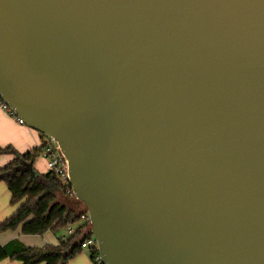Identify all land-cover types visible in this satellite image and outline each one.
<instances>
[{"label":"water","instance_id":"water-1","mask_svg":"<svg viewBox=\"0 0 264 264\" xmlns=\"http://www.w3.org/2000/svg\"><path fill=\"white\" fill-rule=\"evenodd\" d=\"M0 97L106 264H264V0H0Z\"/></svg>","mask_w":264,"mask_h":264},{"label":"trees","instance_id":"trees-1","mask_svg":"<svg viewBox=\"0 0 264 264\" xmlns=\"http://www.w3.org/2000/svg\"><path fill=\"white\" fill-rule=\"evenodd\" d=\"M42 134V133H41ZM46 137V135L42 134ZM43 146V144H42ZM18 153L12 146L0 147V154L16 155L0 168V181H4L11 193V203H19L16 211L0 223V233L16 230L26 235H42L46 231H57L62 227H73L84 214L74 216L68 212L60 198L66 195L64 185L54 172H38L33 164L41 148ZM86 224H80L74 233L61 239L58 245L44 247L24 246L13 240L0 246V261L12 259L21 264H68L82 252V243L90 237L83 232Z\"/></svg>","mask_w":264,"mask_h":264},{"label":"crops","instance_id":"crops-1","mask_svg":"<svg viewBox=\"0 0 264 264\" xmlns=\"http://www.w3.org/2000/svg\"><path fill=\"white\" fill-rule=\"evenodd\" d=\"M44 140L45 137L42 136L41 132L28 127L26 124H21L14 116L10 115L0 106V147L12 146L16 152L21 154L42 146ZM13 158V154H0V168L8 164ZM33 166L40 173L48 171L47 161L43 156L39 155L36 157ZM10 200L11 193L7 184L4 181H0V223L10 217L17 209L15 206L10 205ZM74 200L68 194L60 198L61 203L67 206L68 212L74 213V216L84 214L86 209L79 210V205ZM80 224H86L83 230L84 234L90 231V226L87 224L84 216L71 228L75 230ZM69 236L68 229L67 235L62 233L58 237V240H55L51 233L43 235L23 234L21 227H19L15 231L0 233V246L6 245L13 240L19 241L24 246L44 247L46 245H58L61 239H66ZM75 257L68 264H93L88 253H80ZM0 264H21V262L8 258L0 261Z\"/></svg>","mask_w":264,"mask_h":264},{"label":"built area","instance_id":"built-area-1","mask_svg":"<svg viewBox=\"0 0 264 264\" xmlns=\"http://www.w3.org/2000/svg\"><path fill=\"white\" fill-rule=\"evenodd\" d=\"M0 106L6 110L10 115L14 116L18 122L25 124L24 120L12 110L0 97ZM43 156L47 161L48 171L54 172L60 178L61 182L64 185L66 194L75 197L72 184L70 182L69 175V165L68 161L65 158L64 154L61 152L60 147L55 139L52 137L46 136L39 154ZM87 224L91 227V220L87 213L86 216ZM68 232L71 234L74 233V230L70 227ZM83 250H86L93 264H106L104 262L103 255L99 249L98 242L96 238L91 234L89 238L83 241L82 243Z\"/></svg>","mask_w":264,"mask_h":264},{"label":"rangeland","instance_id":"rangeland-1","mask_svg":"<svg viewBox=\"0 0 264 264\" xmlns=\"http://www.w3.org/2000/svg\"><path fill=\"white\" fill-rule=\"evenodd\" d=\"M16 155H14V157H15ZM73 199H75L74 201L75 202H77V204L79 205V210H84V209H86V207L84 206V204L82 203V202H80L79 200H77L76 199V197H72ZM10 205L11 206H15L16 208H18V206H19V203H17V204H13V203H11V200H10ZM10 231H15V230H10ZM46 233H51L53 236H54V238H55V240H58V237L62 234V233H64L65 235H67V228L66 227H62V228H60L59 230H57V231H51V230H48V231H46L44 234H46ZM43 235V234H42ZM81 253H87V251L86 250H82V252ZM80 254V253H79ZM78 256V255H77ZM74 258H76V257H74Z\"/></svg>","mask_w":264,"mask_h":264}]
</instances>
